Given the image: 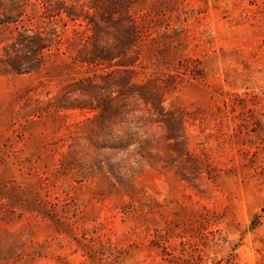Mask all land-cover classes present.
Returning a JSON list of instances; mask_svg holds the SVG:
<instances>
[{
  "label": "rangeland",
  "instance_id": "1",
  "mask_svg": "<svg viewBox=\"0 0 264 264\" xmlns=\"http://www.w3.org/2000/svg\"><path fill=\"white\" fill-rule=\"evenodd\" d=\"M58 1L51 23L27 8L50 45L31 72L4 66L0 24V264H264V0H131L144 88L124 94L119 58L75 59L92 18L109 43L128 24ZM84 78L107 82L85 96L110 95L104 119Z\"/></svg>",
  "mask_w": 264,
  "mask_h": 264
},
{
  "label": "trees",
  "instance_id": "2",
  "mask_svg": "<svg viewBox=\"0 0 264 264\" xmlns=\"http://www.w3.org/2000/svg\"><path fill=\"white\" fill-rule=\"evenodd\" d=\"M98 6H101L102 12H98L101 20L109 24H120L121 22H126L128 25L124 29L123 34H120L117 39L112 43L105 41L99 37L101 26L98 21L94 18L91 19L93 23V34L91 36V41L89 45H86L80 53L79 57L75 60L82 64L92 65L94 67H100L105 65L106 62H111L119 58L118 65L124 67V73L126 78L123 81V93L131 92L134 88L142 90L144 86L137 85L131 82V77L129 74H132L134 70L127 67L133 66L131 60L133 56L130 55L131 50L133 49L136 36H137V27L133 22L131 15L128 12L129 7L131 6V0H93ZM44 12L43 17L48 19V23L52 22L54 16L60 15L61 11L54 12L55 8H50L51 0H41ZM10 4L9 12L5 15V18L0 24L5 26L14 25L13 32H15L14 41L11 45L5 46V57H2L4 66L10 72L22 74L31 72L39 68L42 63V58L44 57V52L50 50V45L46 42L48 39V34L40 31L34 30L29 27L22 25L24 21V16L28 15L27 8L31 5V0H0V5L4 6ZM59 4H65V0L58 1ZM67 17L72 21H76L78 17L72 15L71 12L67 11ZM45 34V35H44ZM92 42V43H91ZM19 51L23 54H18ZM14 52V54L12 53ZM106 66V67H111ZM128 75V77H127ZM75 85L78 92L80 93L81 98H78L76 102L79 108L88 107L95 111L96 118L102 119L106 113L111 112L112 104H109L111 101L110 95L104 99L108 104L104 105V100L97 99L96 105H89V100L85 99V96L88 92H97L101 89H106V81L104 84H98L95 80L89 78H84ZM106 91V90H105ZM77 92V91H76ZM131 94V93H130ZM133 94V93H132ZM139 96L145 100H148L144 93H138ZM73 108H76L73 106ZM104 119V118H103Z\"/></svg>",
  "mask_w": 264,
  "mask_h": 264
}]
</instances>
